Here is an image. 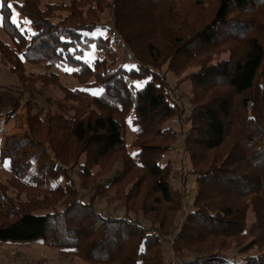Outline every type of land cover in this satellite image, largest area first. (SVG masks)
<instances>
[{
  "label": "trees",
  "instance_id": "obj_1",
  "mask_svg": "<svg viewBox=\"0 0 264 264\" xmlns=\"http://www.w3.org/2000/svg\"><path fill=\"white\" fill-rule=\"evenodd\" d=\"M109 2L23 0L15 6L27 27L12 20L8 0L0 8L11 37H0L1 63L25 90L39 81L64 93L60 110L35 111L28 101V129L5 136L0 244L37 242L89 264H170V235L180 264H264V0H115L104 24L94 13ZM149 31L152 39L136 44ZM93 46L102 56L89 61ZM27 63L46 70L26 74ZM188 64L196 69L183 78L187 108L167 73ZM55 65L100 93L64 85L49 71ZM185 124L197 192L179 224L178 169L163 157ZM99 198L119 201L124 213L106 212Z\"/></svg>",
  "mask_w": 264,
  "mask_h": 264
},
{
  "label": "rangeland",
  "instance_id": "obj_2",
  "mask_svg": "<svg viewBox=\"0 0 264 264\" xmlns=\"http://www.w3.org/2000/svg\"><path fill=\"white\" fill-rule=\"evenodd\" d=\"M23 0H8V3L12 4V20L21 27H27L29 25V20L22 15L18 9L16 8V4L22 2ZM49 0H42V3H46ZM210 2V1H209ZM212 2V1H211ZM214 2V1H213ZM115 0H110L109 4L106 5V8L103 12L99 11L94 13L98 16L102 23H112L113 17L112 15L115 13ZM209 10V9H208ZM149 25V24H148ZM147 29H150L149 26H146ZM107 35L110 33L108 29H102L97 32V34ZM117 40H121L120 34L118 32L113 33ZM153 32L149 34L148 32L142 36L138 35V39L135 40L136 44L138 42H146L148 39H152ZM152 36V37H151ZM0 37L7 41H11V37L6 32L3 24H0ZM121 52V51H120ZM126 52H129L126 49ZM122 55V54H121ZM225 55V54H223ZM102 52L98 50L95 46L87 52L85 58L89 61H92L95 57H101ZM166 61V62H165ZM131 63V62H130ZM127 63L128 66L131 64ZM168 60H164V64L162 66V70H165L168 66ZM26 74H40L46 70L44 64L42 65H34L27 63L25 65ZM196 69L195 66H191L188 64L181 72V75H177L174 72L167 73V77L171 84L172 94L177 99V102L182 104L183 106H190V98L192 97L191 93V83L188 79L183 81L185 76H188L190 72H193ZM49 71H54L59 74L60 81L64 85L70 88H83L89 90L93 94H99L100 90L85 88L80 84L77 78L72 75V68L62 65H55ZM181 76V77H180ZM181 79V81H179ZM22 80L19 76L12 72L7 66L1 63L0 61V153L4 147V139L8 134L13 133H21L28 129L26 124L27 117V104L30 101L33 105V110H37L40 107H45L46 109L52 110H60L59 103L64 99V93L58 87H54L53 85L44 87L41 82L34 81L29 85L32 89L25 90L22 84ZM49 99V101H48ZM130 118V117H129ZM170 125L173 124L177 127L178 122H170ZM178 128V127H177ZM189 126L185 124L182 126L181 137L177 141L176 146L173 151L167 153L163 160L172 158L175 166L177 167V171H175V176L172 178V185L174 187H179L182 190V204L177 213V218L179 224L185 219L189 210L192 208V201L195 198L197 192V184L195 182V177L192 174L186 173L191 164L188 159V155L184 150L183 143L185 139V134L188 133ZM135 126L129 122L127 126V140L130 141L134 137L135 134ZM131 151H134L131 149ZM120 165L117 163L116 168L118 169ZM9 174L8 161L1 162L0 160V177L5 180ZM184 176H187V180L184 181ZM183 179V181H182ZM64 179L62 178V182ZM102 181V179H100ZM92 191L86 192V199L90 195H92ZM99 202L98 206H102L105 208L106 212H110L111 214L122 215L124 209L119 201L113 202L109 199H97ZM253 214H250V222L253 221ZM173 242L172 236H167L164 242V246L167 247V252L169 254L170 261L172 257H180L176 252L171 249V245ZM0 264H89L82 257L72 254L62 252L57 248L46 246L40 243L35 242L34 244H0Z\"/></svg>",
  "mask_w": 264,
  "mask_h": 264
},
{
  "label": "snow or ice",
  "instance_id": "obj_3",
  "mask_svg": "<svg viewBox=\"0 0 264 264\" xmlns=\"http://www.w3.org/2000/svg\"><path fill=\"white\" fill-rule=\"evenodd\" d=\"M5 4H6V0H0V8L4 7ZM6 6L8 8H12L13 7V5L10 4V3H7ZM3 19H4V17L2 16V14H0V20H3ZM129 122H131V117L129 118ZM133 155H135V153Z\"/></svg>",
  "mask_w": 264,
  "mask_h": 264
},
{
  "label": "built area",
  "instance_id": "obj_4",
  "mask_svg": "<svg viewBox=\"0 0 264 264\" xmlns=\"http://www.w3.org/2000/svg\"><path fill=\"white\" fill-rule=\"evenodd\" d=\"M179 257H172V260L170 261V264H180L181 262Z\"/></svg>",
  "mask_w": 264,
  "mask_h": 264
},
{
  "label": "crops",
  "instance_id": "obj_5",
  "mask_svg": "<svg viewBox=\"0 0 264 264\" xmlns=\"http://www.w3.org/2000/svg\"><path fill=\"white\" fill-rule=\"evenodd\" d=\"M4 245V244H3Z\"/></svg>",
  "mask_w": 264,
  "mask_h": 264
}]
</instances>
